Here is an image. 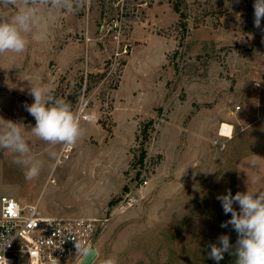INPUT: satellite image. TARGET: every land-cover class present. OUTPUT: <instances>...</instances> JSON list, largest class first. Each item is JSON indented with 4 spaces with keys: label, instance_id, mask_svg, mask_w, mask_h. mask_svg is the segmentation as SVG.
Here are the masks:
<instances>
[{
    "label": "rangeland",
    "instance_id": "1",
    "mask_svg": "<svg viewBox=\"0 0 264 264\" xmlns=\"http://www.w3.org/2000/svg\"><path fill=\"white\" fill-rule=\"evenodd\" d=\"M253 4L90 0L73 13L45 8L46 38L30 39L22 54L0 55V118L23 124L32 155L44 162L32 181L19 172L23 195L31 202L40 196L44 216L97 219L89 264L108 257L217 264L207 245L222 234L235 245L237 233L220 227L231 214L216 197L232 192L247 141L264 143V34L254 27ZM30 82L50 87L80 115L83 135L74 146L32 135L36 122L24 107L33 103ZM224 123L232 137L220 135ZM49 152L60 155L59 166ZM7 154L12 169H22ZM219 264H236V256L225 253Z\"/></svg>",
    "mask_w": 264,
    "mask_h": 264
},
{
    "label": "clouds",
    "instance_id": "2",
    "mask_svg": "<svg viewBox=\"0 0 264 264\" xmlns=\"http://www.w3.org/2000/svg\"><path fill=\"white\" fill-rule=\"evenodd\" d=\"M239 3V0H236ZM90 4V0H0V10L6 11L15 7L13 15L0 14V55L5 53L22 54L30 43L46 38L44 26L47 23L42 9L73 13ZM254 27L264 34L261 21L264 19V0H254ZM264 42V40H262ZM28 94L33 97V103L25 104L26 111L35 119V126L30 131L36 138L51 145L74 146L83 135L81 117L72 105L57 98L53 90L46 86H37L30 82ZM89 123H94L96 116L90 113L86 116ZM0 152L9 151L16 155L15 164L24 170V177L32 181L39 177L44 162L32 155L29 140L25 136L21 123L5 121L0 118ZM55 159L53 168L62 163L56 152H49ZM249 167H258L256 159L248 161ZM225 215L231 218L221 223V228H231L237 233L235 245L230 243L229 235H220L217 243H209L208 256L219 264L225 253L236 256V264H264V189L236 192L226 190L225 194L217 195ZM239 206V211L234 208ZM77 252L83 257H94L96 253L76 244ZM0 264H8L0 257ZM102 264H117V260L108 257Z\"/></svg>",
    "mask_w": 264,
    "mask_h": 264
},
{
    "label": "built area",
    "instance_id": "3",
    "mask_svg": "<svg viewBox=\"0 0 264 264\" xmlns=\"http://www.w3.org/2000/svg\"><path fill=\"white\" fill-rule=\"evenodd\" d=\"M99 229L97 219L44 216L38 202L24 204L13 196L1 197L0 257L8 264L24 260L29 264H79L85 257L77 252L76 244L94 251Z\"/></svg>",
    "mask_w": 264,
    "mask_h": 264
},
{
    "label": "crops",
    "instance_id": "4",
    "mask_svg": "<svg viewBox=\"0 0 264 264\" xmlns=\"http://www.w3.org/2000/svg\"><path fill=\"white\" fill-rule=\"evenodd\" d=\"M253 130L261 131L260 128H253ZM252 130L248 129L246 135L249 136ZM255 132V131H254ZM246 153L237 159L235 168V179L232 184V194L236 192H246L249 190H261L264 189V143L263 142H251L247 141ZM250 159H256L258 167H249L248 161ZM15 160V159H14ZM23 169L14 171L10 166L9 155L7 151L0 152V211H1V197L8 195L17 198L24 204L39 203L40 208V196L36 201H29L26 196L23 195V187L20 184V175ZM49 178V174L44 176V182ZM20 180V181H19ZM234 208L239 211V206L234 204ZM41 211V210H40ZM42 213V212H41ZM53 217V216H51Z\"/></svg>",
    "mask_w": 264,
    "mask_h": 264
},
{
    "label": "trees",
    "instance_id": "5",
    "mask_svg": "<svg viewBox=\"0 0 264 264\" xmlns=\"http://www.w3.org/2000/svg\"><path fill=\"white\" fill-rule=\"evenodd\" d=\"M174 9L176 12L180 13L181 16H183V12L181 11V7L179 5L178 2H174ZM55 92V93H54ZM54 95L56 94V91H54ZM154 123H155V120L154 119H150L148 122H146L144 125H143V128H142V146H143V149H142V153L139 157V161L142 163L146 157V150L144 149V144L149 140V128L154 126Z\"/></svg>",
    "mask_w": 264,
    "mask_h": 264
},
{
    "label": "bare ground",
    "instance_id": "6",
    "mask_svg": "<svg viewBox=\"0 0 264 264\" xmlns=\"http://www.w3.org/2000/svg\"><path fill=\"white\" fill-rule=\"evenodd\" d=\"M232 129H233V126L231 124L224 123L222 124L220 135L224 137H232V134H233Z\"/></svg>",
    "mask_w": 264,
    "mask_h": 264
},
{
    "label": "water",
    "instance_id": "7",
    "mask_svg": "<svg viewBox=\"0 0 264 264\" xmlns=\"http://www.w3.org/2000/svg\"><path fill=\"white\" fill-rule=\"evenodd\" d=\"M93 259L94 257L92 256L84 258V260L80 264H89Z\"/></svg>",
    "mask_w": 264,
    "mask_h": 264
}]
</instances>
